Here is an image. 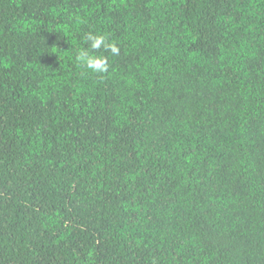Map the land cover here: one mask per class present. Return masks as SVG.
<instances>
[{
    "label": "trees",
    "instance_id": "16d2710c",
    "mask_svg": "<svg viewBox=\"0 0 264 264\" xmlns=\"http://www.w3.org/2000/svg\"><path fill=\"white\" fill-rule=\"evenodd\" d=\"M0 264H264V0H0Z\"/></svg>",
    "mask_w": 264,
    "mask_h": 264
},
{
    "label": "clouds",
    "instance_id": "9594fccd",
    "mask_svg": "<svg viewBox=\"0 0 264 264\" xmlns=\"http://www.w3.org/2000/svg\"><path fill=\"white\" fill-rule=\"evenodd\" d=\"M87 47H81L75 54V61L79 66L92 73L104 75L109 72L110 64L108 56L104 52L111 55H119L120 49L114 41H110L105 34L88 32L82 38ZM101 53V54H97Z\"/></svg>",
    "mask_w": 264,
    "mask_h": 264
}]
</instances>
